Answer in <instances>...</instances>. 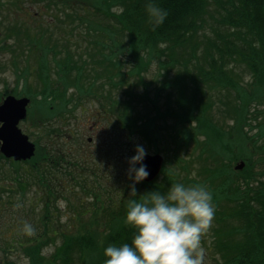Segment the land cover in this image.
<instances>
[{"label": "trees", "instance_id": "obj_1", "mask_svg": "<svg viewBox=\"0 0 264 264\" xmlns=\"http://www.w3.org/2000/svg\"><path fill=\"white\" fill-rule=\"evenodd\" d=\"M6 1L18 4L22 0H0V5ZM35 1L50 9V22L62 30V35L54 36L51 24L43 23L38 25L40 29L34 34L23 24L10 27L8 33L0 19V50L13 47L9 39H14L18 45L27 41L26 46L30 45L27 54H37L41 67L39 73L47 74L46 77L50 76L52 67L49 53L55 48L63 52V64L52 90L56 88L58 93L63 88L61 82L68 79L59 103L64 112L72 111L68 105L75 96L71 94L68 99L67 90L74 85L78 88L84 86L82 75L88 64L86 59L79 64L73 58L75 50L82 48L80 43L71 39L76 28L71 25L73 12L70 9H73L75 18L85 26L86 35L92 31L97 36L102 33L104 81L101 87L109 84L123 94V97L113 98V93L106 95L102 90V118L114 124L124 135H130L129 142H126L128 148L135 134L142 135L149 143L151 139L167 140L152 150L164 151L166 158L165 149L170 141L175 146L171 157L167 158L173 156L177 166L183 169L165 167L170 185L176 182L203 183L212 191L216 209L212 230L218 264H264V182L257 175L263 172L253 171L249 166L243 170L233 168L236 160L245 159L246 163H251L249 160L255 154L252 146L264 134V122L259 121L260 136L249 137V134L246 142L241 140V130L247 123L254 128L252 118L262 113L259 106L264 104V0H155L158 6L167 10L165 19L159 24L149 18V0ZM88 3L94 5L93 11L102 14L101 19L94 21L78 15L79 4L83 9L81 12L88 14L92 11L85 5ZM5 42L9 43V48ZM124 55L128 59L122 58ZM153 62L159 69V91L167 90L164 109L159 106V97L149 96L145 83L143 72ZM124 64L130 65L126 71H123ZM75 69L78 74L71 77ZM244 71L249 73L250 79H243ZM132 77L136 78L133 84ZM139 84L144 88L142 95H137L134 89ZM212 91L228 97L227 110L223 109L225 103L218 106ZM82 96L83 93L79 94L77 99ZM136 102L148 104L151 108L136 113ZM66 118L67 115L61 119L63 124ZM167 118L174 119L178 128L161 122ZM226 118L235 120L229 130L226 129ZM52 120H47V128ZM230 131L237 132L239 141L224 139L225 133ZM35 141L37 151L32 159L14 161L0 154V214L2 207L7 211L16 205L24 212L37 210V217L45 224L39 222L31 228L19 226L12 238L3 235L11 224H0V264H19L9 257V252L15 250L28 257V264H104L105 247L131 244L135 234V228L125 222L127 201L140 199L145 191L153 188L161 191L168 188L167 181L161 187L155 180L142 183L146 188L142 192L136 187L137 194L133 195L127 183L117 194L119 198L114 199L108 193L106 201L102 200L104 193L101 196L91 192L87 200L82 196L78 199L79 205L71 215L72 222L62 228L61 215L53 216L60 208L58 199H67L68 190L67 184L65 187L60 179L61 171L56 167L72 162L73 157L66 147L50 150ZM113 146L111 138L108 147L117 163L121 157L113 151ZM80 160L77 157V161ZM196 164H201L199 179L186 174ZM63 172L65 177L70 174L67 169ZM31 179L37 191L35 195L30 194ZM78 191L73 192L80 195ZM91 196H94L92 200L89 199ZM99 213L104 219L102 232L96 229L99 225L94 224ZM58 237L60 242L55 250L45 253L48 244L56 242Z\"/></svg>", "mask_w": 264, "mask_h": 264}, {"label": "rangeland", "instance_id": "obj_2", "mask_svg": "<svg viewBox=\"0 0 264 264\" xmlns=\"http://www.w3.org/2000/svg\"><path fill=\"white\" fill-rule=\"evenodd\" d=\"M85 5H87L89 8L91 7V3ZM84 17L97 21L102 18V14L96 11H91L90 13L85 14ZM0 19L4 21V29L6 30L15 25L19 26L20 24H23L29 26L30 33L34 34L37 30V28H35L37 24L41 22L46 24L51 20V11L50 9L43 7L41 3H37L35 0H22L18 4L6 1L4 5H0ZM71 25L77 26L74 34L71 36L72 41L76 43H82V48H80V51L79 49L75 50V55H73V58L78 60L79 64L82 63V59H86L85 61L88 62V64H86V68L83 70L82 75V80L86 79L84 86L81 87L83 96L80 99H77L78 95L82 93L76 89L75 86L69 87L67 90L68 99L71 98V94H74L75 96L74 100L68 105L69 109L72 111L69 110L67 113L62 110V105L59 103L62 98L59 96L62 92H65L68 79L64 83L61 82L63 85V90L58 88L61 91H59L60 93H57L56 88L53 89L55 91L54 93L52 90V87H54V82H56L58 77V72H60L61 65L63 64V58L65 55L63 52H60L58 51V48H55L49 53V57L52 59V67L49 71L50 76L46 77L47 74L39 73L41 67L39 66L37 54H27V41H21V45H18L14 42V39L13 41L9 39V42L13 43V47L11 49L0 50V103L3 101L5 96L9 95L10 93L18 97H30L32 102L28 110L29 115L20 121L19 124L22 130L30 135L32 140H38L43 146L48 147L50 150L55 147L64 148L66 146L67 150L72 154L73 161L76 160V157H83L81 163L83 169L78 170V167L76 166L75 169L78 170V172L75 174L73 181L65 180L62 164H58L59 167H56L58 171H61L59 174L64 186L66 187V184L70 185L69 192H71V194L68 192L67 199L65 197L58 199V203L60 205L59 207L61 209L59 208L56 210L53 216V218H56L61 215L60 222L62 224V228L68 227L72 222L71 215L74 213L73 210L79 205L78 199L82 196L84 200H87L86 198L89 197L92 192L93 188L91 186H87L84 191H82L79 187L84 178V171H86V174H88L86 175V183L92 182L93 171L97 173L96 176L99 178L100 184L102 186V192L104 193L102 200H107L106 197L108 193L114 199H117V194H119L122 189L127 186L126 184H131V180L129 179L127 173L129 168L128 159L135 154L136 145L141 144L147 149V152H152V150H154L157 145H161L167 141L163 139L154 141L151 139L152 141L150 140L149 143V141H147L142 135L135 134L133 135L132 140H130L131 147L128 148L126 142H129L130 135L127 133L124 135V133L116 128L114 124L102 118L103 116L101 117L100 110L102 107V99H100V97H102V90L106 95L113 93V98L123 97V94L120 89H115L114 87H111V85L109 86V84H105L103 86L104 88L101 87L102 82L104 81L102 79V67L96 65L95 61L99 60H94V58H102V50L98 56L94 57L93 55L90 56L91 52L88 49L92 44L91 40L93 39V33L95 32L92 31L90 34L86 35L85 28H78V20H75ZM54 30L57 34L61 33L60 28L55 27ZM81 30L82 33H80ZM9 32L10 31L8 30V33ZM4 45L9 48L8 42H5ZM122 58L128 59V56L124 55ZM27 64L28 68L26 67ZM129 64H131L130 60ZM129 64L123 65V71H126L129 68ZM151 64L152 65L149 66L143 73L145 77V83L148 84L149 96L156 98L159 92L157 91V86L158 83H160V81L157 80L159 76V69L155 62ZM84 73L86 74L85 77ZM77 74L78 70L75 69L71 73V77L77 76ZM24 75L27 78H25ZM242 77L244 80L250 79V75L247 71L242 73ZM135 81L136 78L132 77L131 83L133 84ZM90 84H92V88L90 89L91 94L84 92L87 90V88H89ZM134 89L137 91V95H142L144 92V88L142 85L140 86V84L139 87H134ZM29 93L31 95H29ZM165 93L166 92H161V95L158 98L159 106L163 107V109L165 106ZM55 94H58L57 98H55ZM212 95L216 99L218 106H221L223 103H225V107L223 109L225 110L226 108L227 110L228 107L226 103L228 102V97L220 96L219 93L215 91H212ZM107 98H110V96ZM58 106L60 108L59 110L57 109ZM68 107L66 106L65 109H68ZM148 108H151L150 105H145L144 103L139 102L136 104L135 112L140 113L144 110H147ZM50 109H53L51 110V114H49ZM259 110H262V113H258V117H253L252 122L250 121L253 125H255L254 128L251 129L249 123H247L245 128L241 130V140L243 142H246L249 139V134V137L252 135H255V137L260 136V131H258L259 128L257 126L259 121L264 122V104L259 106ZM66 115V119L68 120L71 117V123L69 122L71 125V130H73L74 133L76 131L83 133L85 148L82 150L78 148L72 140H69L68 137L65 136L66 133H64L65 129L62 126L63 121L61 119L65 118ZM249 116H252V113L249 114ZM49 119H53V123H51L47 128V120ZM162 120L163 121L161 122L163 124L167 123L172 128H178V125H175L176 122L174 119L167 118L166 120ZM234 122V119L226 118V129L229 130ZM49 131H52L53 134H47ZM59 132L62 134H59ZM233 132L234 131L225 133L224 139H231L233 141L235 140L236 142L239 141L236 136L237 132H234V134ZM63 138H66L64 142L61 141ZM89 138H91V141H88ZM111 138L114 140L113 151L118 153L121 157V160L117 161V163L113 159L112 150H110L108 147V140H111ZM201 138H204V136L201 135ZM166 146L167 149L165 150L167 152L165 160H168V162L165 163L164 170L157 179V182L161 187L164 186L166 181L168 186H170V182H168L169 175L166 174V168L171 167L178 170H183L180 166H177L173 156L172 158H167V156L171 157L172 148L175 145L169 141ZM248 151L250 150H247V152ZM252 151H254L255 154L253 158L249 160L251 163H246L244 166H249L248 168L253 171L256 169V171L264 173V134L261 135L260 138H258L256 144L252 146ZM161 153L164 154V151ZM234 162V164L238 163L237 160ZM200 165L196 164V166L192 168L189 173L186 172V174L191 178L199 179L202 175L199 169ZM246 172L243 173V176L246 174ZM262 174L258 173L257 175L262 180V182H264V175ZM32 183L33 179H31L30 182V194L35 195L37 191L33 188ZM91 185L94 187L93 184ZM137 185L138 189H140V192H142L143 189H146L145 187L143 188V184L141 182L137 183L136 187ZM66 190H68L67 187ZM76 190H79L78 192L80 195L74 194L73 191ZM37 213V210H29L28 212H24L16 205L12 206V208L8 209L7 211L4 209V207H2V213L0 214V224H11L9 228H7L8 232L3 233V235H7V237L12 238L14 231L19 226L24 225L31 228V225H36L39 222L45 224L43 220L40 221V219L37 217ZM104 215L107 217L106 212H104ZM95 218L96 222H94V224L99 225L96 229H100L102 232V229L105 228L102 226V223L104 222L102 213L97 214ZM214 224L215 220L213 218L210 228L202 238V246L205 248V259L203 264H218L219 255L214 247V234L212 230ZM59 242L60 237L56 239V242L48 244L45 249V253H52L56 248V244ZM9 257L13 260L15 259V261L19 264H28L29 262L28 257H26L21 251L17 250L9 252Z\"/></svg>", "mask_w": 264, "mask_h": 264}, {"label": "clouds", "instance_id": "obj_3", "mask_svg": "<svg viewBox=\"0 0 264 264\" xmlns=\"http://www.w3.org/2000/svg\"><path fill=\"white\" fill-rule=\"evenodd\" d=\"M147 11L154 24L162 23L167 10L149 0ZM147 149L137 144L128 159L130 193L149 176L143 160ZM140 199H129L125 222L135 228L131 244L104 248V264H203L202 238L215 216L212 191L203 183H172L166 191H145Z\"/></svg>", "mask_w": 264, "mask_h": 264}, {"label": "water", "instance_id": "obj_4", "mask_svg": "<svg viewBox=\"0 0 264 264\" xmlns=\"http://www.w3.org/2000/svg\"><path fill=\"white\" fill-rule=\"evenodd\" d=\"M29 100L28 97L17 98L9 95L0 105V121H3L0 126V139L2 140L0 148L3 154L17 160L32 157L36 149L35 143L19 127V121L27 116ZM143 163L147 165L150 172L146 179L150 180L160 172L163 157L161 154H146ZM243 166L244 161L240 162L237 168Z\"/></svg>", "mask_w": 264, "mask_h": 264}]
</instances>
